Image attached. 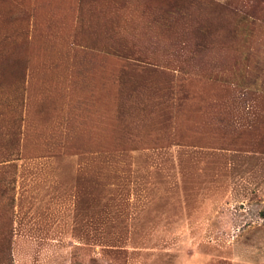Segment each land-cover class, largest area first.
I'll list each match as a JSON object with an SVG mask.
<instances>
[{"label":"rangeland","instance_id":"1","mask_svg":"<svg viewBox=\"0 0 264 264\" xmlns=\"http://www.w3.org/2000/svg\"><path fill=\"white\" fill-rule=\"evenodd\" d=\"M0 264H264V0H0Z\"/></svg>","mask_w":264,"mask_h":264}]
</instances>
